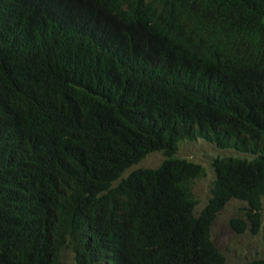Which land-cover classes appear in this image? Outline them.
Segmentation results:
<instances>
[{"label": "trees", "instance_id": "1", "mask_svg": "<svg viewBox=\"0 0 264 264\" xmlns=\"http://www.w3.org/2000/svg\"><path fill=\"white\" fill-rule=\"evenodd\" d=\"M198 138L243 155L195 211ZM263 195L264 0H0V264H227L213 219Z\"/></svg>", "mask_w": 264, "mask_h": 264}, {"label": "rangeland", "instance_id": "2", "mask_svg": "<svg viewBox=\"0 0 264 264\" xmlns=\"http://www.w3.org/2000/svg\"><path fill=\"white\" fill-rule=\"evenodd\" d=\"M177 155L185 157L205 167L206 174L195 180L193 193L197 199L195 211H199L205 204L209 184L213 178L211 161L215 156L243 155L234 149H221L211 142L198 138L195 140H182L178 144ZM163 155L159 151H153L143 157L137 163L131 165L122 173L127 175L131 170L144 167H156L162 161ZM262 203V222L255 233L249 229L241 232L236 231L230 225L233 217H242L244 203L238 199H230L225 206L219 210L212 221L210 234L213 242L225 256L227 264L241 263L253 257H264V195ZM63 264H74L70 250H64L62 254Z\"/></svg>", "mask_w": 264, "mask_h": 264}]
</instances>
